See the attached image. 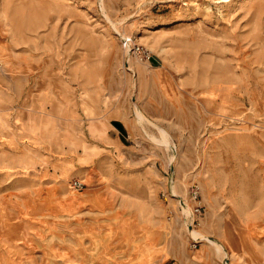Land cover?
<instances>
[{
    "label": "rangeland",
    "instance_id": "1",
    "mask_svg": "<svg viewBox=\"0 0 264 264\" xmlns=\"http://www.w3.org/2000/svg\"><path fill=\"white\" fill-rule=\"evenodd\" d=\"M0 264H264V0H0Z\"/></svg>",
    "mask_w": 264,
    "mask_h": 264
},
{
    "label": "built area",
    "instance_id": "2",
    "mask_svg": "<svg viewBox=\"0 0 264 264\" xmlns=\"http://www.w3.org/2000/svg\"><path fill=\"white\" fill-rule=\"evenodd\" d=\"M124 46L128 50V52L131 53V55L136 56L141 62L150 63V61L152 60V54L141 44L134 42L132 37L124 38ZM71 187L77 191H82L85 188V184L80 180H73L71 182ZM192 194L193 199L197 200L199 197V188L194 187L192 190ZM193 215L196 217V219L194 220L195 222L197 218L202 215V207L199 205L196 206Z\"/></svg>",
    "mask_w": 264,
    "mask_h": 264
},
{
    "label": "crops",
    "instance_id": "3",
    "mask_svg": "<svg viewBox=\"0 0 264 264\" xmlns=\"http://www.w3.org/2000/svg\"><path fill=\"white\" fill-rule=\"evenodd\" d=\"M30 108L33 109L32 111H38V106L33 102H31L30 104ZM21 127L24 129L23 125H21ZM1 160H3V158H1ZM11 164H15V163H21L23 159L19 158V157H13L11 159H7ZM79 199V198H77ZM77 200H74L72 197V202H76ZM95 247L97 249V246H100V240H95ZM107 243V241L105 242V244ZM141 245V252L144 249V251L146 252V258H148V262H151L154 259V255L155 253L153 252V248L151 247V245L148 242V237L144 236L141 241L139 242Z\"/></svg>",
    "mask_w": 264,
    "mask_h": 264
},
{
    "label": "bare ground",
    "instance_id": "4",
    "mask_svg": "<svg viewBox=\"0 0 264 264\" xmlns=\"http://www.w3.org/2000/svg\"><path fill=\"white\" fill-rule=\"evenodd\" d=\"M181 203L184 204L185 207H188V206H186V204L183 203L182 201H181ZM190 229H191V234H192V231L195 230V229H194L193 227L190 228ZM193 234L195 235V237L198 236L196 232H193ZM194 240L199 242V241H202L203 239L201 240V239H196V238H195ZM204 241H206V242H208V243H213V241H212L210 238H205Z\"/></svg>",
    "mask_w": 264,
    "mask_h": 264
}]
</instances>
